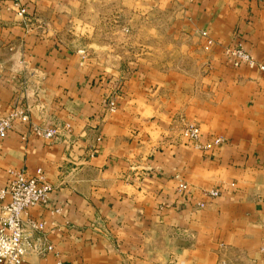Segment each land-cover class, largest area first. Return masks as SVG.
<instances>
[{
	"label": "crops",
	"instance_id": "0c3cea01",
	"mask_svg": "<svg viewBox=\"0 0 264 264\" xmlns=\"http://www.w3.org/2000/svg\"><path fill=\"white\" fill-rule=\"evenodd\" d=\"M68 2L0 0V117L27 113L0 138V187L40 170L51 189L22 215L44 222L24 263L264 264V0H134L145 23L173 13L112 62L65 44Z\"/></svg>",
	"mask_w": 264,
	"mask_h": 264
},
{
	"label": "built area",
	"instance_id": "2783aa9c",
	"mask_svg": "<svg viewBox=\"0 0 264 264\" xmlns=\"http://www.w3.org/2000/svg\"><path fill=\"white\" fill-rule=\"evenodd\" d=\"M24 13V6H19L18 14L23 15ZM226 53L232 58L234 67L252 64L249 54L239 42L232 48H227ZM259 68L264 69L262 66ZM104 108L105 110H114L116 108L115 100H106ZM16 118L25 121L27 120V113L21 109H16L10 114L0 117V138L6 137L12 129L13 120ZM35 132L40 135L38 130ZM184 133L189 143L199 146L205 151L211 149L213 145L222 143L220 137H215L211 142L199 144L200 128L193 123L186 124ZM54 134V129H48L43 133L47 138L53 137ZM7 173L11 177L5 185L0 187V264H25L24 255L34 248L32 237L44 231V222L30 216L23 219L22 215L30 207L45 204L51 189L44 181L40 170H37L35 175L14 170H8ZM176 190L181 195H186L189 192L187 184L181 182L177 183ZM207 194L209 197H215L219 193L212 190ZM196 205L202 207L204 204L198 202ZM51 249L52 246L50 245L45 248L46 251Z\"/></svg>",
	"mask_w": 264,
	"mask_h": 264
},
{
	"label": "rangeland",
	"instance_id": "374dc122",
	"mask_svg": "<svg viewBox=\"0 0 264 264\" xmlns=\"http://www.w3.org/2000/svg\"><path fill=\"white\" fill-rule=\"evenodd\" d=\"M69 1L65 7H61L57 21L63 41L94 59L109 62L118 57L120 60H129L128 57L136 52L137 43H142V37L136 38L135 33L162 30L167 22L160 15L173 13L172 10L166 12L154 2L151 8H147L151 18L145 23L142 17H138L144 10L135 6L134 0ZM140 47H143L142 44Z\"/></svg>",
	"mask_w": 264,
	"mask_h": 264
}]
</instances>
